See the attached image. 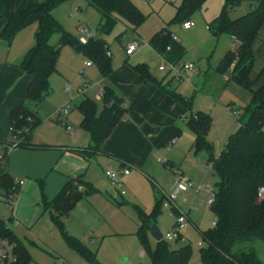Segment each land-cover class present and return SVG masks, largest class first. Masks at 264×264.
I'll return each instance as SVG.
<instances>
[{
	"label": "rangeland",
	"instance_id": "374dc122",
	"mask_svg": "<svg viewBox=\"0 0 264 264\" xmlns=\"http://www.w3.org/2000/svg\"><path fill=\"white\" fill-rule=\"evenodd\" d=\"M29 1L33 0H0V9L8 7L20 11ZM132 2L146 15L144 22L135 31L124 21H119L109 33L102 32L98 11L85 0H61L52 9V15L62 28L75 38L78 36L76 27L84 23L94 33V38L104 40L108 47L112 70L121 64L133 68L137 63H145L152 75L161 80L165 87L169 82L170 87L176 93L191 99L192 114L202 111L212 118V126L208 131L207 139L212 141L213 150L222 149L238 125L231 109L241 108L248 104L250 93L232 81L215 79L216 77H207L209 92H194V85L201 79L203 71L213 68L230 47L229 34L221 33L215 36L212 28H209L211 21L220 13L224 1L208 0L202 13L196 12L188 19L192 23L189 28L181 27V23L174 19L175 6L181 0H132ZM250 3V0H242L238 7L229 11V17L234 19L241 16L245 10L251 8ZM1 27L2 21L0 20V29ZM164 27L177 36L180 45L185 49L180 62L174 65L156 54L149 45L150 38ZM35 29V23L21 29L4 49L13 52L25 41H30V45H33ZM259 37L260 41L254 44L256 59L253 71L260 75L256 87L264 84V23L260 28ZM134 40L139 43L140 47L131 54H126V46ZM58 42L59 36L53 35L50 43L56 45ZM75 48L70 44H65L60 48L56 64L57 72L50 76V92L38 105L40 122L37 126L40 128L38 130L41 135L48 133L52 128L56 133L62 131L65 135L68 134L64 131L63 125L55 120L57 111L66 109L69 111V116L66 118L67 125L72 130H78L81 139L85 136L80 127L77 109L81 99L88 97L98 106L103 103L102 75L94 63L87 66L86 63L90 60L83 51H76ZM182 63H192L195 71L184 70L181 67ZM159 66H162L164 70L159 71ZM174 73L180 74L179 80L172 77ZM227 77L228 73L225 79ZM83 84L88 86L84 95L76 91L78 86ZM65 85L69 88L66 89ZM108 86L111 87L109 83ZM228 103L232 105V108L225 106ZM189 117L190 113L185 119H180V137L183 141L192 137V132L188 127H184ZM31 119V116H27V121ZM242 120H245V117ZM61 140L69 143L68 138L61 137ZM177 144V141L169 143L163 147L162 152L159 151L158 165L160 164L159 166L165 172L160 179L154 176L150 178L135 168H129L128 175L124 177L120 173L121 168H115L112 170L118 173L122 182L121 188H118L107 179L101 170L94 172L95 183L91 184L92 192L86 196L83 194L63 218L65 231L68 234L75 231L76 234L72 235L81 239L95 253L99 264H150L147 247L141 243L137 230L141 222V211L145 213L152 211L155 196L162 198V201L160 211L150 226L154 224L162 236L166 233L173 234L178 213H188L190 221L188 220L182 228L178 229L171 240L165 241L171 249L189 244L191 256L188 264H202L199 255V248L203 245L200 232L210 229L214 220V215L206 203L208 195L202 191L196 194L189 190L185 194V201L182 200L181 194L175 198L174 202L177 207L168 203L166 198L170 193L168 180L169 175L173 176V173L169 169V163L161 164L160 159L173 161L177 168L173 179L180 175L184 176L188 178L193 189L200 185H208L214 190L216 176L209 171L210 168L204 161L188 159L186 155L176 150ZM106 169L108 167L104 168ZM121 190L124 194L119 201H116L115 195ZM1 206L6 213L10 211V206L4 204ZM46 214L49 217L48 211L44 213ZM43 222L36 229L42 238L41 243L27 236V239L35 242L34 245H28L31 258L28 264H88L82 256L65 245L52 221H50L51 228H48V220ZM146 239L148 246L153 248L155 240L151 237L149 230L146 231ZM244 247L253 249L264 264V243L254 241L245 244Z\"/></svg>",
	"mask_w": 264,
	"mask_h": 264
},
{
	"label": "trees",
	"instance_id": "16d2710c",
	"mask_svg": "<svg viewBox=\"0 0 264 264\" xmlns=\"http://www.w3.org/2000/svg\"><path fill=\"white\" fill-rule=\"evenodd\" d=\"M61 0H35L20 11L4 8L0 10V18L4 25L0 31V40L9 45L21 29L33 23L34 44L21 57L18 66L30 76L25 91L24 102L11 111V133L15 138V146L29 149H47V144L31 141V133L39 124L40 118L31 111L28 104H38L50 92V76L57 71L56 64L60 48L65 44L74 45L83 51L94 63L102 77L112 72L108 47L100 38H90L85 44L66 32L52 15V9ZM100 15V30L109 33L119 21H124L133 31L146 19L132 0H85ZM207 0H181L175 6V21L182 23L194 13L201 12ZM220 13L211 21L212 33L229 34L234 40V47L227 50L218 61L214 70L218 75L228 73V80L250 93V101L243 106L242 114L236 118L239 125L228 137L218 155H214L213 145L207 139L212 125V118L205 112L192 114L191 99L185 98L175 91L167 89L156 79L145 63H137L133 70L138 82H151L164 89L181 107L184 114L190 113L187 127L194 135L193 150L204 151L207 162L216 176L214 185V201L210 209L214 215L213 226L200 236L203 245L199 248L202 264H262V261L251 248L245 244L260 241L264 243V199H256L259 185L264 183V84L256 87L259 74L254 73L255 55L253 44L258 38L264 23V0H250L251 8L241 16L231 19L229 11L238 7L242 0H223ZM53 35L59 36L56 45L50 43ZM172 32L164 27L149 40L150 47L165 58L170 64L179 63L185 49L179 41L172 39ZM168 48V49H167ZM103 103L100 111L94 100L86 97L77 106L81 115L80 127L87 131L94 147L86 150H74L86 156L88 151H98L101 144L109 136L117 122L123 117L125 107L122 97L104 85ZM31 116V121H27ZM245 117V120L242 118ZM181 129L170 126L156 141L158 147H164L174 138L179 137ZM10 147V146H7ZM4 147L0 162V200L18 192V184L6 168V151ZM42 183H40V186ZM93 187L83 182L80 176L70 178L59 193L48 201L42 192L41 205L48 211L51 221L57 227L64 243L82 256L89 264H99L95 253L81 240L68 234L64 229L63 218L75 203L83 196L89 195ZM162 198H156L151 212L141 211V222L137 235L141 243L147 247L150 264H188L191 247L185 244L171 249L165 239L155 241L150 248L146 239V231L150 223L155 221L160 211ZM0 239L12 244L16 261L12 264H28L31 261L29 252L13 231L0 218Z\"/></svg>",
	"mask_w": 264,
	"mask_h": 264
},
{
	"label": "crops",
	"instance_id": "0c3cea01",
	"mask_svg": "<svg viewBox=\"0 0 264 264\" xmlns=\"http://www.w3.org/2000/svg\"><path fill=\"white\" fill-rule=\"evenodd\" d=\"M34 1L35 0L29 1L27 5ZM206 3L204 7H206ZM4 8L14 10L8 7ZM248 10H245L244 13ZM202 11L199 13H202ZM0 20L2 21L3 27L4 20L1 18ZM257 41H260L259 34L255 42ZM29 42L30 41H25L24 44H20L13 52L12 50L4 49L7 44L3 46L0 45V162L4 147L10 146L7 147L6 151V168L15 180L22 181L18 186V192L14 198L13 204L10 205V211L8 213L3 210L1 205L4 203L0 201V218L5 220L7 227H9L23 243L27 251L28 245L35 244L32 240H36L38 243L42 241V238L36 230L41 222L48 220V228H51V219L49 220L50 217H48L47 214L44 215L46 211L43 210L41 205V186L46 199L51 201L70 178L80 176L83 182L91 185L95 183L94 172L97 173L101 170L104 173V168L106 167L109 169H122L125 167L135 168L150 178L154 176L160 179L165 173L163 168L159 166L160 164L158 165V154L159 151L162 152L163 147H158L156 141L170 126L175 125L181 129L180 119L186 118V114L182 112L179 104L165 92L164 89L159 88L151 82H138L137 74L133 68L126 64H121L113 69L107 77L102 78L104 85H108L109 83L114 92L122 97L125 113L114 126L109 136L101 144L98 151H88L87 157L74 152V150H86L90 146L89 143L91 140L88 132L83 129L82 132L84 131L83 133H85V136L81 139L78 130H72L71 128V131L67 130L69 126L67 125L68 120L66 121V118L69 116V111L66 109L65 113L63 111L64 109L57 111L55 120L63 125L64 131L68 134L65 135L62 131L56 133L55 129L52 128L48 133H43V135H41L38 126H36L31 133L32 142L47 144L52 147L47 149L17 147L14 145L16 140L10 128L11 111L24 102L25 91L30 81V76L18 66L21 57L32 47ZM137 44L138 47H140L138 42ZM232 47H234V40L231 37V44L228 50ZM254 55L256 59L255 52ZM215 66L203 71L201 79L194 85V92H209L210 88H207V77H216L215 79L228 81V77L225 79L226 74L218 75L215 72ZM166 88L170 91H174L170 87L169 82ZM87 89L88 86L85 84L83 95ZM45 98L36 105L28 104L29 109L35 112L39 118L38 105H40ZM84 98L86 97H83L81 101ZM225 106L232 108V105L229 103ZM101 108L102 105H97L98 111H100ZM242 108L241 106V108L234 109H237L240 115L242 114ZM79 120H81L80 113ZM184 127H187V124H185ZM183 130L186 131L184 128ZM188 135L189 134H187V136ZM180 136L169 143L172 144L177 141L176 150L186 155L188 159L193 158L201 162L204 161L210 168L209 171L213 174V169L207 162V154L204 151L195 153L193 150V133L192 137L185 139V141H183ZM61 137L68 138L69 143H64ZM209 141L212 143L211 140ZM220 151L221 149L214 150V155H218ZM194 162L197 163L195 160ZM167 163H169L168 165L170 168H168L174 176L176 174L175 170L177 169L175 168L174 162L164 160L161 164L166 165ZM127 175H124V177ZM173 176L169 175V190L174 180ZM40 183H42L41 186ZM153 185L155 184L153 183ZM195 189L191 186L190 188L182 190L179 193L182 195V200H186L185 194L189 190L194 191L196 194L201 191H196ZM121 198L122 195L118 192V194L115 195L116 201H119ZM156 198L159 197L155 196L154 200ZM186 215L190 221L188 213H186ZM69 231L71 232V230ZM71 233L76 234L75 231ZM27 236L32 240L27 239ZM72 236L78 238L75 235Z\"/></svg>",
	"mask_w": 264,
	"mask_h": 264
},
{
	"label": "built area",
	"instance_id": "2783aa9c",
	"mask_svg": "<svg viewBox=\"0 0 264 264\" xmlns=\"http://www.w3.org/2000/svg\"><path fill=\"white\" fill-rule=\"evenodd\" d=\"M191 25H192V23L190 21H188V20H185V21H183L181 23V27H183V28H189ZM76 30H77V33H78V36H77L78 42L81 43V44H85L90 38L94 37V33L84 23L78 24ZM172 39L175 40V41H178L177 37L174 36V35H172ZM137 47H138V44H137L136 40H134L131 44L126 46L125 53L126 54H131ZM86 65H91V61L87 62ZM171 65H173V64H171ZM181 67L184 70L195 71V67H194V65L192 63H188V64L182 63ZM158 69L160 71L164 70V68L162 66H159ZM172 77H174L175 79L179 80L180 79V74L179 73H174L172 75ZM65 86H66V89L69 88L68 85H65ZM84 87H85V84L79 86L76 89L77 93L82 94ZM231 110H232V112H234L235 118H238L239 117L238 110H236L234 108L231 109ZM63 111H64V113L66 112L65 109ZM238 125H239V123H238ZM67 130L71 131L70 128H67ZM175 139L176 138H174L172 140V142ZM160 161H161V163L164 162V160H162V159ZM129 171H130L129 168L125 167V168H122L120 170V173L122 175H127L129 173ZM175 173H177V171ZM104 174L114 186H116L118 188H121L122 182L120 181L117 172H115L112 169L108 168V169H106L104 171ZM15 183L20 185L22 183V181L21 180H15ZM190 187H191V184L189 183L188 178H186L184 176H181V175L175 177L173 182H172V184H171V186H170V193H169L168 196H166L168 203H170L173 206L177 207L175 202H174L175 198L179 195V193L182 190H185V189L190 188ZM195 190L196 191H198V190L204 191L208 195L206 203H207L208 207H210V205L214 201V190H212L208 185H200ZM119 194L123 195L124 191L123 190L119 191ZM256 199L257 200L264 199V183H262L261 185L258 186L257 191H256ZM0 201H2L5 204V206H10L14 202V196L10 195L7 198H3L2 197ZM165 205H166V203H165ZM187 221H188L187 215L185 213H183V212H179L178 216H177V221L175 223L176 229L174 230V233L173 234L166 233L164 236H162V238L165 239V240H171L172 237L177 232V230L182 228L183 225ZM213 223H214V221H213ZM15 261H16V255H15V253L13 251L12 244L10 242H8L7 240L0 239V264H12Z\"/></svg>",
	"mask_w": 264,
	"mask_h": 264
},
{
	"label": "water",
	"instance_id": "95a60500",
	"mask_svg": "<svg viewBox=\"0 0 264 264\" xmlns=\"http://www.w3.org/2000/svg\"><path fill=\"white\" fill-rule=\"evenodd\" d=\"M5 44H6L5 41H1V42H0V45H1V46L5 45ZM75 50L78 51L77 48H75ZM89 145H90L91 147H94V146H95L94 143H93L92 141H90ZM149 233H150L151 237H152L155 241H159V240L162 238L161 233L159 232L158 228H157L154 224H152V225L149 227Z\"/></svg>",
	"mask_w": 264,
	"mask_h": 264
}]
</instances>
